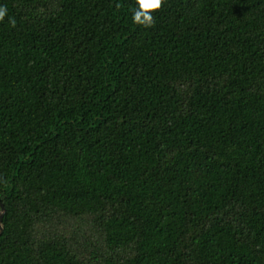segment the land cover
Returning <instances> with one entry per match:
<instances>
[{
    "label": "trees",
    "instance_id": "obj_1",
    "mask_svg": "<svg viewBox=\"0 0 264 264\" xmlns=\"http://www.w3.org/2000/svg\"><path fill=\"white\" fill-rule=\"evenodd\" d=\"M0 6V264H264V0Z\"/></svg>",
    "mask_w": 264,
    "mask_h": 264
},
{
    "label": "clouds",
    "instance_id": "obj_2",
    "mask_svg": "<svg viewBox=\"0 0 264 264\" xmlns=\"http://www.w3.org/2000/svg\"><path fill=\"white\" fill-rule=\"evenodd\" d=\"M135 4L136 7L132 9V22L147 29L155 25V14L162 10L165 0H135ZM7 14V7L0 6V21H3ZM9 23L15 26L14 19H10Z\"/></svg>",
    "mask_w": 264,
    "mask_h": 264
},
{
    "label": "water",
    "instance_id": "obj_3",
    "mask_svg": "<svg viewBox=\"0 0 264 264\" xmlns=\"http://www.w3.org/2000/svg\"><path fill=\"white\" fill-rule=\"evenodd\" d=\"M5 213H6V209H5V206H4V204L0 198V237L2 236L3 231H4L3 219L5 216Z\"/></svg>",
    "mask_w": 264,
    "mask_h": 264
}]
</instances>
